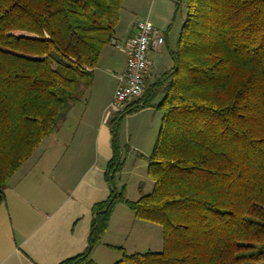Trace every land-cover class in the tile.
<instances>
[{"label": "trees", "instance_id": "16d2710c", "mask_svg": "<svg viewBox=\"0 0 264 264\" xmlns=\"http://www.w3.org/2000/svg\"><path fill=\"white\" fill-rule=\"evenodd\" d=\"M124 2L0 0V207L92 87ZM179 14L173 45L165 34L171 66L109 123L111 185L123 166L120 123L161 114L147 157L153 190L129 201L112 188L92 208L86 250L59 264H95L118 203L161 227L163 249L114 264H264V0H177L173 24Z\"/></svg>", "mask_w": 264, "mask_h": 264}, {"label": "crops", "instance_id": "0c3cea01", "mask_svg": "<svg viewBox=\"0 0 264 264\" xmlns=\"http://www.w3.org/2000/svg\"><path fill=\"white\" fill-rule=\"evenodd\" d=\"M176 1L148 0L144 12L130 20L127 32L120 37L121 11L114 44H124L134 33L136 23L146 19L167 34V41L173 45L172 35L175 32L178 36L179 32L173 26ZM114 44L111 46L115 47ZM113 49H103L93 85L83 100L71 108L58 131L44 141L45 147L43 143L9 182L6 203L0 207V264H59L86 250L92 208L110 194L105 172L112 158L109 123L115 113L106 116V112L117 88L114 74L126 68L125 53ZM166 49L165 46L158 53L168 57ZM158 53L150 54L153 62ZM103 60L108 63L107 68L102 66ZM146 112L159 113L148 108L135 115ZM90 150L94 153L91 157ZM162 249L161 227L138 220L124 204L112 214L109 228L93 250L91 260L95 264H114L124 253Z\"/></svg>", "mask_w": 264, "mask_h": 264}, {"label": "rangeland", "instance_id": "374dc122", "mask_svg": "<svg viewBox=\"0 0 264 264\" xmlns=\"http://www.w3.org/2000/svg\"><path fill=\"white\" fill-rule=\"evenodd\" d=\"M148 0H125L122 9V18L120 22V37L127 32L128 24L130 20L144 12ZM183 18L181 14L177 15L176 21L173 26L175 30L182 25ZM173 34V33H172ZM172 42L174 43L177 36L172 35ZM111 49L116 48L108 46ZM165 47V45H164ZM163 47V48H164ZM113 49V50H114ZM160 54V55H158ZM157 59L154 60V68L149 72L146 77V88L158 79L165 70L169 69L171 62L169 58L163 53H158ZM104 68L108 67V63L102 61ZM113 113L112 109L106 112V116ZM114 116V115H113ZM161 114L156 112H146L144 114H133L128 119H124L119 125V143L120 151L123 160V166L121 171L115 174L111 185L106 182L105 184L111 194L112 188H115L117 192H124V196L129 201H137L142 195L152 192L153 181L147 175L148 159L155 144V140L160 128ZM108 118V117H107ZM47 141V140H46ZM126 144L130 147L127 149ZM46 142L43 147H45ZM138 148V149H136ZM90 149V148H89ZM93 149V145L91 147ZM92 151V150H90ZM93 151L90 153V157L93 156ZM30 163V162H29ZM124 205L118 203L116 208ZM115 208V209H116ZM115 211V210H114ZM114 213V212H113Z\"/></svg>", "mask_w": 264, "mask_h": 264}, {"label": "built area", "instance_id": "2783aa9c", "mask_svg": "<svg viewBox=\"0 0 264 264\" xmlns=\"http://www.w3.org/2000/svg\"><path fill=\"white\" fill-rule=\"evenodd\" d=\"M114 45L126 55L125 70L114 74L117 88L110 109L116 114L144 95L146 77L154 68L150 54L158 53L163 48L165 35L148 20L141 19L124 44Z\"/></svg>", "mask_w": 264, "mask_h": 264}]
</instances>
